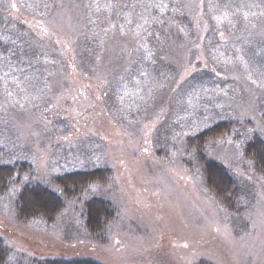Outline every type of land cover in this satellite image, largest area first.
<instances>
[{"label":"rangeland","instance_id":"obj_1","mask_svg":"<svg viewBox=\"0 0 264 264\" xmlns=\"http://www.w3.org/2000/svg\"><path fill=\"white\" fill-rule=\"evenodd\" d=\"M97 1L33 5L28 0H0V10L34 34L3 26L0 39L20 40L31 63L41 55L36 69L6 67L13 84L18 83L13 89L0 73V154L6 161H28L40 179L75 166L88 168L90 140L102 141L113 180L105 193L93 190L98 197H113L116 207L108 241L99 245L75 236L78 229L68 222L69 208L48 227L17 223L11 192L0 199V236L16 251L32 256L90 258L101 264H264V184L242 166L238 142L219 141L208 153L240 178L244 209L239 215L208 197L178 164L184 137L216 119L247 120L264 140V0H150L154 22L164 16L166 21L186 17L190 23L186 37L176 28L167 43L168 55L182 65L174 89L198 72L212 70L213 76L199 77L197 93L192 91L194 83L186 82L171 107L156 118L142 119L135 128L118 124L105 108L103 78L112 64L126 58L125 47L141 39L124 20L131 19L130 14H120L117 0L103 11ZM86 4L91 7L86 9ZM88 25L93 38L108 48L107 53L103 50L106 63L93 75L74 58L81 29ZM28 38L35 40L31 53L24 48ZM151 88L154 85L139 101L149 108ZM6 91L12 93L10 101ZM159 148L169 150L171 158L157 156Z\"/></svg>","mask_w":264,"mask_h":264},{"label":"trees","instance_id":"obj_2","mask_svg":"<svg viewBox=\"0 0 264 264\" xmlns=\"http://www.w3.org/2000/svg\"><path fill=\"white\" fill-rule=\"evenodd\" d=\"M28 1L33 5L38 3L48 5L58 0ZM85 1L82 0V2ZM87 1L92 2L94 0ZM98 1L102 3L100 7L102 11L107 5L108 7L114 5V2L110 4L111 0ZM149 1L117 0L120 14H130L133 21L130 26L134 27L132 30L136 29L137 24L142 25L139 29L140 34L137 36L141 40L125 47L126 58L112 64L103 78L106 84L103 98L104 106L113 115L115 121L126 128L140 127L143 122L142 119L156 118L160 111L168 106L171 107V103L176 100V95L178 92L180 93L179 90L185 86L186 82L194 83L196 87L192 91L197 93L199 86H201L197 83L199 77L209 79L210 76H213L212 70L198 72L187 78L177 90L174 89L177 82L176 70L182 65L180 62H176L177 59L172 60L171 56L168 55L170 50L167 43L171 40L170 38H173L172 35L176 28L178 29L177 34L186 37L188 34L186 28L188 25L190 26V23L186 17L180 22L178 20L166 21L164 16V20L161 22H154L156 11L153 6L148 5ZM5 13L4 10H0V29L3 26L6 28L12 27L19 32L31 34L23 24L6 16ZM124 20L127 22L125 18ZM145 20H147V23H145ZM81 31L82 33L80 32L81 35L77 39L78 49L77 55L74 56L75 62L77 66L78 64L82 67L85 66L84 68L88 70L87 73L93 75L94 70L101 68L103 63H106L107 59L103 54V50L107 53L108 48L107 45L103 44L102 46L100 42L93 38L90 34L93 32L90 30L89 25L87 28L83 26ZM9 41V43H6L0 39V73L4 79L3 82L7 83V88L13 89V85L15 87L18 83L13 84L12 75H9L8 79L4 78L3 74L7 72L6 67L21 68L29 66L36 69L40 66L37 64L41 55L34 57V62L31 63V58L24 56L20 49L22 47L21 44L19 45L20 40L14 42L13 39H9ZM34 41L30 38L26 41L24 48L30 53ZM192 59L194 57L190 56L188 60L192 62ZM127 64H130V67L132 64V68L129 67L125 71ZM16 77L20 79L22 76ZM151 85H154V88H151V94L156 97V103H152L149 108L146 102L139 101L142 100V97L148 95ZM161 86H163V89ZM202 86H204L203 83ZM39 115L41 116V113ZM133 116L138 117L139 120L137 122L128 121ZM142 116L147 117L142 118ZM261 118L264 122V109L261 112ZM252 129L247 120L242 122H231L223 119L213 120L206 127L184 137V144L178 158V164H181L201 184L208 197L226 211L238 215L244 209L240 203L242 195L240 178L217 158L210 156L208 149L219 141L221 143H225L227 140L238 142L242 153V166L254 175H258L261 183L264 184V140ZM2 140L3 138L0 137V144ZM90 141V163L87 164L88 168L75 166L69 171L57 175L50 174L40 179L35 172V168L28 161L10 162L5 160L4 154H0V199L10 192L12 193L10 208L14 221L24 225L27 224L29 227H48L55 224L59 216L64 215L69 208L71 210H68L67 215L71 219L68 222L78 229L74 234L75 236L84 235L86 239L99 245L107 243L109 227L114 216H116V207L114 202H111L113 197L110 198L107 194L98 197L93 189L98 188V190L104 192L105 186L109 185L108 187H110L112 185L113 174L108 161L103 155L104 144L102 141L96 139ZM156 155L166 160L171 158L169 150L162 148L157 149ZM74 161H77V158ZM101 197H108L110 201ZM50 200L54 202L53 207L49 206ZM0 264L101 263L90 258L67 260L32 256L16 251L0 236Z\"/></svg>","mask_w":264,"mask_h":264},{"label":"snow or ice","instance_id":"obj_3","mask_svg":"<svg viewBox=\"0 0 264 264\" xmlns=\"http://www.w3.org/2000/svg\"><path fill=\"white\" fill-rule=\"evenodd\" d=\"M61 7H62V5H61ZM84 7L87 9V8H89V7H91L90 5H84ZM145 7H148V6H145ZM164 7H166V5L164 6ZM161 10H163V9H161ZM117 15H119V13H117ZM247 13H245V18L247 19ZM226 18V17H225ZM125 19L127 20V23L129 24V25H131L132 23H133V21H132V19H130L128 16H126L125 17ZM94 22V21H93ZM145 23H147V20H145ZM113 27V29L115 28V25H113L112 26ZM142 27V25H139V24H137V26H136V29L135 30H133L134 31V34L135 35H137V36H139V29ZM42 31V34H46V30L45 29H42L41 30ZM109 31V29H104V32L107 34V32ZM120 35L121 36H123V35H125V29H124V25H121V28H120ZM4 78L5 79H7V77L10 75L8 72H5L4 74ZM162 87V86H161ZM150 96H151V99H152V103L153 104H155L156 103V97L154 96V95H152L151 93H150ZM11 97H12V93L11 92H7L6 91V100H9L10 101V99H11ZM13 103H19V101H13Z\"/></svg>","mask_w":264,"mask_h":264},{"label":"bare ground","instance_id":"obj_4","mask_svg":"<svg viewBox=\"0 0 264 264\" xmlns=\"http://www.w3.org/2000/svg\"><path fill=\"white\" fill-rule=\"evenodd\" d=\"M53 205H54V202L50 200V202H49V206H50V207H53Z\"/></svg>","mask_w":264,"mask_h":264}]
</instances>
